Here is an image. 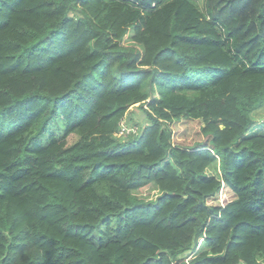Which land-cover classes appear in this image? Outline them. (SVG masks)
Returning a JSON list of instances; mask_svg holds the SVG:
<instances>
[{"label": "trees", "instance_id": "1", "mask_svg": "<svg viewBox=\"0 0 264 264\" xmlns=\"http://www.w3.org/2000/svg\"><path fill=\"white\" fill-rule=\"evenodd\" d=\"M261 107L264 0H0V264H264Z\"/></svg>", "mask_w": 264, "mask_h": 264}, {"label": "rangeland", "instance_id": "2", "mask_svg": "<svg viewBox=\"0 0 264 264\" xmlns=\"http://www.w3.org/2000/svg\"><path fill=\"white\" fill-rule=\"evenodd\" d=\"M132 32L131 30L128 32V34L124 37V43H129V39ZM251 117L254 121L253 126L247 133L245 134V138H249L253 135H264V107H261L259 109H256L251 114ZM142 115L137 111H132L130 114H128L125 119L122 120L121 125L122 132L118 133V136L123 135V133H127V129L125 127L133 126L134 124L137 125V122L141 123ZM131 120V121H130ZM133 131V130H131ZM175 136H176V142L182 141L185 142L189 139V134L185 131V125L183 123H178L175 125ZM69 144V143H68ZM215 175L216 177H220V170H219V162L215 161V163L211 166V169H207V174ZM139 196H143L145 198H149V200L156 198L159 195V192L157 189L153 186L146 187L138 192ZM232 193L227 189L226 186L222 185L221 189L219 190L218 194L207 200L206 204L210 206H220L223 208L226 203L230 202L232 199ZM195 253L190 254L187 257V261L192 259L197 253L201 252L204 248V241L203 239H199L196 246H195ZM195 254V255H193Z\"/></svg>", "mask_w": 264, "mask_h": 264}, {"label": "built area", "instance_id": "3", "mask_svg": "<svg viewBox=\"0 0 264 264\" xmlns=\"http://www.w3.org/2000/svg\"><path fill=\"white\" fill-rule=\"evenodd\" d=\"M125 128H126V127H125ZM123 129H124V128H122V126H121V130L119 131V133L122 132ZM126 129H127V131L130 130L129 128H126ZM131 130H133V132H134V129H131Z\"/></svg>", "mask_w": 264, "mask_h": 264}]
</instances>
